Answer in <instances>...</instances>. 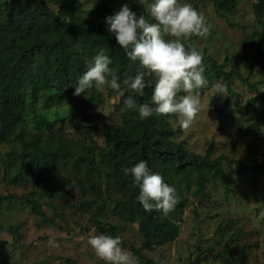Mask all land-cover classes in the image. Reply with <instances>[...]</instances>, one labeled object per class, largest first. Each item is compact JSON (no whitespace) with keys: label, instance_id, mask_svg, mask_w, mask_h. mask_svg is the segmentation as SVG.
I'll return each mask as SVG.
<instances>
[{"label":"rangeland","instance_id":"obj_1","mask_svg":"<svg viewBox=\"0 0 264 264\" xmlns=\"http://www.w3.org/2000/svg\"><path fill=\"white\" fill-rule=\"evenodd\" d=\"M17 1L0 0V19ZM45 1L48 9L56 14L59 2ZM78 1L80 15L87 16L98 3H106L111 15L124 3L129 7L133 3V0ZM194 1L182 0L193 5ZM150 2L144 0L147 14ZM195 2L197 10L211 25V31L205 38L196 37L194 44L203 57L214 59L221 69L231 70L239 63L243 50L252 53L245 41L247 36L252 35L257 45L260 44L262 27L252 9L255 0H237L236 11L227 15V20L214 9L212 2ZM57 16L66 22L69 13ZM71 42L79 48L87 69L91 61L86 49L79 47L76 37ZM30 60L33 67L38 57ZM204 64V75L210 86L202 90L201 111L188 131L180 128L175 117L168 118L172 130L168 138L184 142L189 152L203 154L213 142L211 157L226 154L248 165L260 162L264 156V116L258 119L257 114L264 107V101L255 93H264V61L249 77L257 91L236 77L227 84L223 75L210 68V63ZM240 72L247 75L243 69ZM18 79L17 87L26 94L28 79L22 73ZM217 82L227 85L228 96H213L211 84ZM37 92V98L25 107L21 126L15 130L25 139L30 135H37L40 140L63 135L70 144L83 141L103 147L105 123L115 127L130 124V120L123 122V106L115 99L118 93L112 94L110 88L103 91L93 88L82 94L79 101L58 96L57 86L48 82L39 86ZM254 96L255 100L249 103ZM228 97L229 108L223 112ZM22 146L17 137L0 142V195L27 194L37 201L42 214L35 212L24 199L0 200V226L4 228L0 229V264H103L87 245L90 235H100L90 221L93 214L102 223L115 226L126 243L143 245L145 239L137 230V219L128 216L125 206H115L114 199L119 198L115 187L111 185L106 193V167L102 163L97 162L84 186L73 179L83 163L71 156L62 157L53 170L42 168L41 172L16 173L18 158L13 151L19 152ZM249 151L252 156L248 159ZM225 170L228 185L209 180L203 196L194 192L193 183L188 187L174 184L177 193L186 198L182 211L172 218L177 235L165 243L154 239L151 250H141L151 263L137 257L139 264H225L216 255L217 251L223 252L225 258L236 259L243 253L247 263L264 264V174L239 173L233 162L226 163ZM38 173L46 174L52 184H57L53 191L42 186L44 179ZM94 188L100 190L101 198ZM49 239H54L58 246H50Z\"/></svg>","mask_w":264,"mask_h":264},{"label":"trees","instance_id":"obj_2","mask_svg":"<svg viewBox=\"0 0 264 264\" xmlns=\"http://www.w3.org/2000/svg\"><path fill=\"white\" fill-rule=\"evenodd\" d=\"M58 1V11L51 12L45 0H18L15 5L0 19V142H5L12 137H17L23 144L19 152L15 153L18 158L16 173L41 172L42 168L53 170L62 157H74L77 162L83 165L79 173L73 179L79 186L89 179L92 171L95 170L97 162L102 163L106 169L105 191L113 185L119 198H115V206H125L130 218L137 219V230L145 239L141 247L132 246L116 232V227L102 223L94 214L90 221L94 229L100 234L119 236L122 240V247L127 248L136 257L144 260V263H151L150 259L144 258L141 250H151L154 239L163 243L172 241L177 230L173 225L172 218L178 215L186 203V198L178 193L180 203L175 210L167 217L159 212H146L137 201L138 187H134L130 176H125L124 169L134 166L140 161H146L151 172L160 174L165 183L174 187L175 183L190 186L194 184V192L197 195H205L207 182L218 180L225 186L229 179L225 170V164L233 162L239 173L251 172L252 174H264V156L256 164L248 165L242 160L229 158L226 154H219L211 157L214 149L213 142L208 146L203 154L189 152L184 146V142H175L168 138L172 130L168 124L169 116H158L153 114L146 120H140L138 113L132 110H123V122L130 120L127 126H113L104 124L105 146L99 147L96 143L75 142L71 143L63 135H53L40 140L37 135H30L26 139L19 129L23 119L25 107L29 102L37 98V88L47 82L57 86V95L73 101H79L82 97L75 96V86L78 79L87 70L83 55L79 48L75 47L71 40L76 37L79 47L86 49V56L90 61L101 51L110 58L112 63L110 68L114 69L121 83L128 75H135L139 69L138 62H132L126 54L116 44L114 34L108 31L105 18L110 16L109 7L106 3H98L91 10L90 15H80L78 0H56ZM198 1V0H195ZM194 7L197 9V3ZM212 2L214 9L220 16L227 20V15L236 11L237 0H208ZM137 15H144L146 19H151L147 12L145 3L142 0H133L130 7ZM253 14L255 20L261 25L260 44L254 41L252 35L247 36L245 41L249 43L252 53L243 50L239 63L232 66L231 70L225 71L219 67L214 59L204 58V63H210L214 72L223 75L227 84L236 77L248 87L257 91L254 83L249 81V77L256 67L264 61V0H255L253 4ZM67 21H60L58 14H67ZM196 37L192 38L194 43ZM30 57H38V62L33 64ZM247 71L243 76L240 70ZM22 73L28 79V91L22 92L21 87H17L19 74ZM145 95L143 97L133 93L130 89L123 87V100L131 96L136 102L151 103V95L154 87V80L146 78ZM112 94H117L110 89ZM233 93L230 91V96ZM255 96H260L264 101V93L258 91ZM252 97L249 103L256 97ZM28 97V99H27ZM230 97L223 106V112L229 108ZM264 116V107L257 114L260 119ZM79 146V149L76 148ZM96 153V157L95 154ZM252 153L249 151L248 159ZM78 163V164H79ZM38 176L44 179L42 186L49 191L57 184H52V180L46 174ZM96 195L101 198L98 188H94ZM24 199L32 209L42 214L36 200L27 194L15 195L8 193L0 195V200ZM0 229H4L0 226ZM232 235L231 238H233ZM216 255L225 264H250L246 262V257L242 255L236 258H225L224 253L217 251ZM9 264V263H4Z\"/></svg>","mask_w":264,"mask_h":264},{"label":"clouds","instance_id":"obj_3","mask_svg":"<svg viewBox=\"0 0 264 264\" xmlns=\"http://www.w3.org/2000/svg\"><path fill=\"white\" fill-rule=\"evenodd\" d=\"M148 16L150 20L138 16L124 3L119 11L105 18L119 48L130 61L139 63L135 75L123 80V87L143 97L146 78L154 80L150 104H138L128 96L121 110L137 112L140 120L153 114L175 117L180 128L188 131L201 111L202 90L210 86L204 75L203 55L192 38L207 37L211 25L192 3L182 0H151ZM111 63L103 51L97 54L78 79L73 94L80 96L93 88L100 91L110 88L118 93L115 99L119 102L124 93L115 70L109 67ZM211 91L213 96H228V87L223 83L211 84ZM123 171L131 177L133 186L138 187L136 199L146 212H159L167 217L180 203L176 189L165 183L160 174L151 172L146 161ZM48 244L58 246L54 239H49ZM87 245L103 264H139L138 258L122 247L119 236L90 235Z\"/></svg>","mask_w":264,"mask_h":264}]
</instances>
